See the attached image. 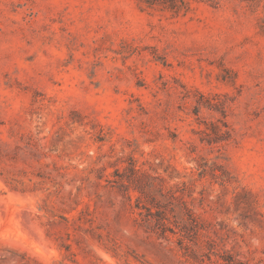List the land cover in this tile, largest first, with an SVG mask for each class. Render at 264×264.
I'll list each match as a JSON object with an SVG mask.
<instances>
[{
  "label": "rangeland",
  "instance_id": "374dc122",
  "mask_svg": "<svg viewBox=\"0 0 264 264\" xmlns=\"http://www.w3.org/2000/svg\"><path fill=\"white\" fill-rule=\"evenodd\" d=\"M0 264H264V0H0Z\"/></svg>",
  "mask_w": 264,
  "mask_h": 264
}]
</instances>
